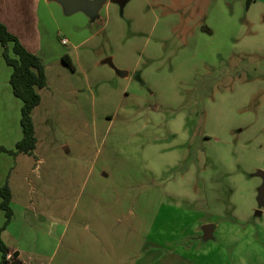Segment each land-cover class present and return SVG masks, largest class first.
<instances>
[{
    "label": "rangeland",
    "instance_id": "1",
    "mask_svg": "<svg viewBox=\"0 0 264 264\" xmlns=\"http://www.w3.org/2000/svg\"><path fill=\"white\" fill-rule=\"evenodd\" d=\"M246 2L131 0L53 34L37 160L9 187L64 229L51 264H264V0Z\"/></svg>",
    "mask_w": 264,
    "mask_h": 264
},
{
    "label": "crops",
    "instance_id": "2",
    "mask_svg": "<svg viewBox=\"0 0 264 264\" xmlns=\"http://www.w3.org/2000/svg\"><path fill=\"white\" fill-rule=\"evenodd\" d=\"M83 1L86 3L85 6L72 8L56 0H0V23L18 39L27 51L39 56L46 64L49 57L53 55L59 57L58 44L62 45L61 39H66L67 44L63 46H68L67 37L72 39L71 36L76 38L79 33H86V28L91 22H95L99 18L96 11L107 4H113L110 0ZM76 19L81 21L82 28L75 27L73 30H69L66 26L67 22L73 21L75 23ZM69 24L72 27V23ZM53 34L59 39V43L55 45L56 41ZM84 41L78 42L77 46ZM2 53L3 49L0 45V148L12 151L22 137L20 127L21 102L12 93L9 83L12 71L6 65ZM46 68L47 66H45V73ZM46 88L48 89V86ZM34 152L31 156L24 154L12 156L0 152V188L5 183L9 187L11 186L10 177L15 171L19 156L24 155L37 160ZM38 165L37 162L36 167ZM27 178L28 175H25L24 180L27 181ZM11 194L10 207L13 211V217L9 225L0 232V240L7 248V255L23 264H51L63 237L64 229L60 231L59 226L53 224L45 232L39 225L42 218L40 207L31 199L19 200L22 198L18 199L17 197L18 200H16L12 190ZM4 221V213L0 209V229Z\"/></svg>",
    "mask_w": 264,
    "mask_h": 264
},
{
    "label": "trees",
    "instance_id": "3",
    "mask_svg": "<svg viewBox=\"0 0 264 264\" xmlns=\"http://www.w3.org/2000/svg\"><path fill=\"white\" fill-rule=\"evenodd\" d=\"M251 1L252 0H247V8H249ZM0 45L3 49V59L12 71L9 80L12 93L21 102L20 127L22 132V137L16 143L14 150L7 151L0 148V152H5L12 156L18 154L31 156L33 155L37 144L32 113L41 103L39 91L47 87L45 66L39 56L27 51L20 44L18 39L1 23ZM61 61L65 66L74 70L73 64L68 55L62 56ZM0 198V209L5 217V221L0 229L1 232L9 225L13 217V211L10 207L11 190L7 183L0 188ZM0 252V264H7V248L3 245L1 240ZM10 264L23 263L17 259H12Z\"/></svg>",
    "mask_w": 264,
    "mask_h": 264
},
{
    "label": "water",
    "instance_id": "4",
    "mask_svg": "<svg viewBox=\"0 0 264 264\" xmlns=\"http://www.w3.org/2000/svg\"><path fill=\"white\" fill-rule=\"evenodd\" d=\"M61 2L62 4L68 6V7H83L86 5V3L83 0H56ZM111 3L117 4L120 7H124L125 4L128 2V0H110ZM260 176L264 180V172H260ZM264 192V184L261 189V193ZM202 232H203V239L205 241L210 240L212 238V232H213V227L212 225H205L202 227Z\"/></svg>",
    "mask_w": 264,
    "mask_h": 264
},
{
    "label": "built area",
    "instance_id": "5",
    "mask_svg": "<svg viewBox=\"0 0 264 264\" xmlns=\"http://www.w3.org/2000/svg\"><path fill=\"white\" fill-rule=\"evenodd\" d=\"M61 44L62 45H66L67 44V40L66 39H61ZM7 260H8V263L7 264H10L11 263V260H12V257H10L9 255H7Z\"/></svg>",
    "mask_w": 264,
    "mask_h": 264
}]
</instances>
